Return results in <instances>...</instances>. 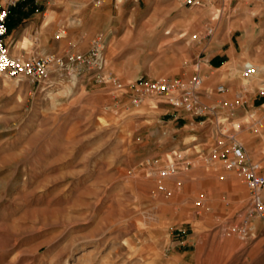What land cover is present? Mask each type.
<instances>
[{
    "label": "rangeland",
    "instance_id": "374dc122",
    "mask_svg": "<svg viewBox=\"0 0 264 264\" xmlns=\"http://www.w3.org/2000/svg\"><path fill=\"white\" fill-rule=\"evenodd\" d=\"M39 2L55 28L47 55L68 60L101 40L103 75L126 87L73 81L69 69L51 86L0 75V264H264V219L251 214L242 174L227 170L219 134L237 135L248 153L264 147V114L252 111L264 103V0ZM244 11L255 39L240 30L247 55L217 71L208 55ZM247 64L257 69L250 81ZM197 76L192 113L146 90Z\"/></svg>",
    "mask_w": 264,
    "mask_h": 264
},
{
    "label": "built area",
    "instance_id": "2783aa9c",
    "mask_svg": "<svg viewBox=\"0 0 264 264\" xmlns=\"http://www.w3.org/2000/svg\"><path fill=\"white\" fill-rule=\"evenodd\" d=\"M21 0H4L0 5V75L17 80H31L34 83L47 84L51 86V78L54 73L70 70V78L75 81L83 75H94L101 81L109 84L114 90L121 91L126 86L117 78L107 75L104 76L106 59L104 55V43L101 40H95L92 48L87 53H73L69 55L68 60L55 54L44 56H32L29 58L15 57L12 55L11 45L7 42L8 27L7 20L11 9L16 7ZM140 2L142 0H136ZM185 6L197 7L210 2V0H181ZM63 36H59L61 38ZM100 75V76H99ZM257 75V69L247 64L245 66L244 77L250 81ZM202 86V80L199 76L195 77L190 86H185L181 80L172 82H153L147 85V91L151 94L164 95L169 103L174 107L192 113L201 106L199 99V90ZM219 94L226 93V87L220 86L217 89ZM241 101L244 99V93L238 97ZM244 101V100H243ZM142 99H136L135 103L140 104ZM219 134L229 142V149L223 151L221 157L225 161L227 170L239 171L246 187L249 190V203L251 214L264 219V174L262 165L250 159L246 146L235 134H228L220 128ZM177 168L174 165L169 166L162 171V176H168L176 173Z\"/></svg>",
    "mask_w": 264,
    "mask_h": 264
},
{
    "label": "crops",
    "instance_id": "0c3cea01",
    "mask_svg": "<svg viewBox=\"0 0 264 264\" xmlns=\"http://www.w3.org/2000/svg\"><path fill=\"white\" fill-rule=\"evenodd\" d=\"M40 0H21L20 3L15 7L14 10L18 12H22L23 14H29V17L24 19V21L16 27L12 33L8 31V37L7 42L11 45V51L12 55L15 57H23V58H29L32 56H35L36 54H40L44 51V53L47 55L49 53H52V41H54L55 37V28L54 25H47V20L41 19L39 16V10L35 8L39 5ZM4 0H0V5L3 4ZM257 11V10H256ZM245 17H247L242 22H236L235 25L239 28H236L234 30V34L231 36L229 40H225L224 42L219 41L218 42V49L219 51L217 53L212 52L210 55H208L207 63L212 62L214 65L220 66L219 68H216L215 70H226L231 65L236 64L237 62H240L245 57V54L242 53L240 56L238 54V48L241 46V42L235 40V35L240 31L244 30L246 32V38L242 41H248L251 40V43L254 41V31L251 28L250 20L248 17L252 15L250 11H244ZM258 14H256V17ZM94 17V15H93ZM257 24V23H256ZM257 32V30H256ZM66 34V32L64 33ZM262 34L264 35V24L262 25ZM64 37V36H63ZM61 37V38H63ZM94 37V35H93ZM61 38H58L59 40ZM91 39V37H89ZM257 37H256V46H257ZM27 42L31 43L34 42L35 45H32L33 53L28 54L24 46L27 44ZM42 46H44V49H42ZM37 47L41 50H37ZM207 70L208 64H205ZM207 80L211 82V84H217L221 81L222 77L221 75L217 77H207ZM254 107V104L253 106ZM258 115L264 114V103L260 105L258 110H252ZM245 145V144H244ZM246 146V145H245ZM247 148V147H246ZM248 150V149H247ZM249 156L250 159L257 163H262L264 165V147L263 142L258 144H254V146H251L249 148ZM260 163V164H261ZM261 164V165H262ZM262 165V167H263ZM262 173L264 174V167L262 168Z\"/></svg>",
    "mask_w": 264,
    "mask_h": 264
},
{
    "label": "trees",
    "instance_id": "16d2710c",
    "mask_svg": "<svg viewBox=\"0 0 264 264\" xmlns=\"http://www.w3.org/2000/svg\"><path fill=\"white\" fill-rule=\"evenodd\" d=\"M14 9L15 7L11 9L10 16L7 20L9 32L18 27L24 21V19L29 17V14H23L22 12H18Z\"/></svg>",
    "mask_w": 264,
    "mask_h": 264
},
{
    "label": "bare ground",
    "instance_id": "6f19581e",
    "mask_svg": "<svg viewBox=\"0 0 264 264\" xmlns=\"http://www.w3.org/2000/svg\"><path fill=\"white\" fill-rule=\"evenodd\" d=\"M64 35H65V34H64ZM64 35H63V36H64ZM263 71H264V69H263Z\"/></svg>",
    "mask_w": 264,
    "mask_h": 264
}]
</instances>
